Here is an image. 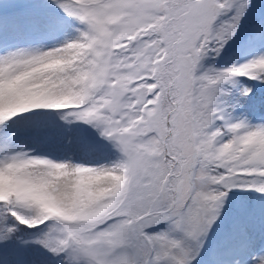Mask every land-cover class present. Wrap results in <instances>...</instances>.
Here are the masks:
<instances>
[{"label":"snow or ice","instance_id":"1","mask_svg":"<svg viewBox=\"0 0 264 264\" xmlns=\"http://www.w3.org/2000/svg\"><path fill=\"white\" fill-rule=\"evenodd\" d=\"M4 4L0 264H264V0Z\"/></svg>","mask_w":264,"mask_h":264},{"label":"rangeland","instance_id":"2","mask_svg":"<svg viewBox=\"0 0 264 264\" xmlns=\"http://www.w3.org/2000/svg\"><path fill=\"white\" fill-rule=\"evenodd\" d=\"M225 58L228 59L230 63L235 61V57L232 56L231 52H229Z\"/></svg>","mask_w":264,"mask_h":264},{"label":"trees","instance_id":"3","mask_svg":"<svg viewBox=\"0 0 264 264\" xmlns=\"http://www.w3.org/2000/svg\"><path fill=\"white\" fill-rule=\"evenodd\" d=\"M0 4H3V11L5 12V14L8 12L9 8L7 4H4V0H0Z\"/></svg>","mask_w":264,"mask_h":264}]
</instances>
